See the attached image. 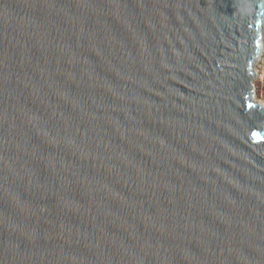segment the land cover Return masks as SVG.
<instances>
[{
  "label": "water",
  "instance_id": "1",
  "mask_svg": "<svg viewBox=\"0 0 264 264\" xmlns=\"http://www.w3.org/2000/svg\"><path fill=\"white\" fill-rule=\"evenodd\" d=\"M264 0H0V264H264Z\"/></svg>",
  "mask_w": 264,
  "mask_h": 264
},
{
  "label": "rangeland",
  "instance_id": "2",
  "mask_svg": "<svg viewBox=\"0 0 264 264\" xmlns=\"http://www.w3.org/2000/svg\"><path fill=\"white\" fill-rule=\"evenodd\" d=\"M263 43H264V23H263ZM258 69L257 65H254ZM259 73V70H258ZM254 99L258 102L264 103V80L259 76L254 79Z\"/></svg>",
  "mask_w": 264,
  "mask_h": 264
},
{
  "label": "built area",
  "instance_id": "3",
  "mask_svg": "<svg viewBox=\"0 0 264 264\" xmlns=\"http://www.w3.org/2000/svg\"><path fill=\"white\" fill-rule=\"evenodd\" d=\"M255 65L258 66V69L256 67L255 71H256V76H259L261 79L264 80V43H263V38H262V52L260 57L256 60ZM259 70V73H258Z\"/></svg>",
  "mask_w": 264,
  "mask_h": 264
}]
</instances>
